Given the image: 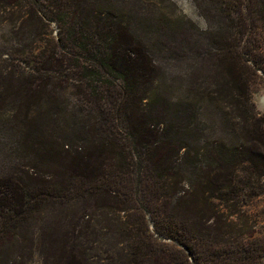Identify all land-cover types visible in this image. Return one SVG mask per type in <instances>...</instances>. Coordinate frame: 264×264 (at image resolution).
Returning a JSON list of instances; mask_svg holds the SVG:
<instances>
[{"label": "trees", "instance_id": "trees-1", "mask_svg": "<svg viewBox=\"0 0 264 264\" xmlns=\"http://www.w3.org/2000/svg\"><path fill=\"white\" fill-rule=\"evenodd\" d=\"M196 1L205 30L145 18L150 33L200 63L179 105L157 104L159 68L136 34L135 10L112 0H0V26L15 43L0 67V118L19 134L29 170L52 161L58 183L114 215L104 213L107 227L128 244L118 264H264V231L246 217L264 206V114L252 96L264 80V0ZM67 94L90 111L75 128H49ZM206 112L220 124H206ZM27 171L0 176V242L32 208L41 179ZM79 257L68 264H86Z\"/></svg>", "mask_w": 264, "mask_h": 264}, {"label": "rangeland", "instance_id": "rangeland-1", "mask_svg": "<svg viewBox=\"0 0 264 264\" xmlns=\"http://www.w3.org/2000/svg\"><path fill=\"white\" fill-rule=\"evenodd\" d=\"M112 1L116 8H123L126 11L135 10L138 15L136 22L140 24V28L136 29V34L144 41L159 68L160 79L155 92V99H159L157 104L173 102L185 105L187 90L198 76L200 63L196 55L187 54L189 51L184 45L179 42L172 45L166 40V35L150 33L145 28L148 24L145 18L154 17L159 20L166 15L179 21H190L200 30H205L208 27V20L203 16L198 2L196 0ZM150 25L152 29L157 28L152 21ZM10 30L7 25L0 26V67L7 60L8 54H12L11 50L15 46L14 42H9ZM58 31L56 25L50 27L53 38L57 36ZM252 96L257 110L264 114L263 78L253 86ZM66 97L67 103L63 105L61 114L47 118L46 124L49 128L55 129L58 126L75 128L90 111L88 106L77 100L75 96L67 94ZM0 120H5L3 124L0 123V176L15 173L20 175L22 171L28 170L30 174L35 172L34 174L38 175H35L37 178L33 176L34 179H41V181L33 180L32 208L26 220L19 225L18 233L9 234L0 242V264H68L73 254L80 256L79 258L85 260L86 264H118L120 257L127 256L128 244L109 231L108 222L105 220V209L99 207L95 199L82 200L81 196H77L79 191L76 192L73 188L65 189V178L58 183L57 176L60 172L52 161H49L47 168L33 165L35 169L29 170L28 162L31 160L26 157L24 159V153L19 146V134L7 127L6 117ZM205 120L209 126L220 124L210 116L209 112L205 113ZM216 134L217 131L214 137L217 136ZM255 204L248 209L246 217L250 219L254 232L262 233L264 231L262 199ZM146 222L152 232L153 225L148 215ZM162 243L170 246L172 241L164 240Z\"/></svg>", "mask_w": 264, "mask_h": 264}]
</instances>
